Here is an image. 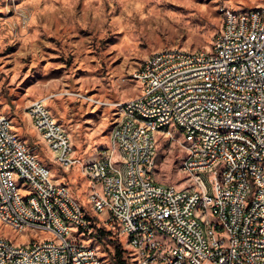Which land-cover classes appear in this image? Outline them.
Listing matches in <instances>:
<instances>
[{
  "label": "built area",
  "instance_id": "2783aa9c",
  "mask_svg": "<svg viewBox=\"0 0 264 264\" xmlns=\"http://www.w3.org/2000/svg\"><path fill=\"white\" fill-rule=\"evenodd\" d=\"M135 75L146 76L140 97L88 99L117 113L109 147L97 150L98 162L76 156L75 149L74 158L65 159L66 141L52 128L56 120L41 121L38 103L46 101L26 107L44 144L55 142V150H48L52 161L64 171L77 167L86 173L91 212H77L75 197L41 172L32 155L21 153L0 122L2 221L28 228L20 241L0 234V264H96L87 241L105 238L113 241L116 264H131L132 256H139V264H264V166L252 164V157L264 156V2L251 15L224 6L211 51L160 49L142 59ZM177 126H184L178 134L186 153L180 165L185 187L154 178L157 135L177 132ZM216 127H225V135H216ZM114 138L122 139L123 148L114 147ZM123 149H130V157L114 169L115 150ZM208 163H216V170L207 173L209 186H202L200 173ZM9 165L34 181L28 203L16 200V190L24 189L10 187ZM192 186H200V193H192ZM208 193L217 196L213 209H206ZM191 203L203 208L204 239H196ZM55 205H63L69 223L56 219ZM160 232L169 234V243L155 241ZM119 236H129L136 253L120 248ZM203 240L220 246L221 255L203 249Z\"/></svg>",
  "mask_w": 264,
  "mask_h": 264
},
{
  "label": "rangeland",
  "instance_id": "374dc122",
  "mask_svg": "<svg viewBox=\"0 0 264 264\" xmlns=\"http://www.w3.org/2000/svg\"><path fill=\"white\" fill-rule=\"evenodd\" d=\"M263 2L0 0V114L12 121L14 131L53 179L91 212L86 177L77 167L64 171L52 161L29 120L27 105L44 99L52 117L68 133L76 156L91 157L109 147L117 113L88 99L113 103L139 96L141 85L132 73L146 55L167 48L210 50L224 6L248 10ZM178 133L157 135L154 178L185 187L188 178L180 165L186 153ZM2 224L0 234L13 240L25 238ZM112 242L105 238L88 244L106 264H115ZM119 242L128 251L126 241L119 237Z\"/></svg>",
  "mask_w": 264,
  "mask_h": 264
},
{
  "label": "bare ground",
  "instance_id": "6f19581e",
  "mask_svg": "<svg viewBox=\"0 0 264 264\" xmlns=\"http://www.w3.org/2000/svg\"><path fill=\"white\" fill-rule=\"evenodd\" d=\"M241 15H251V9L241 10ZM162 50H169V48ZM206 51H211V45H210V50L207 49L194 50L193 54H200L201 52H206ZM141 67H142V62L140 66L135 69V71H140ZM134 78L140 82L141 89H145L146 76L135 75ZM137 97H140V95ZM131 98H135V97H131ZM26 110L31 120V124L34 127L35 131L37 132V125L34 122V117L32 116V113H30L28 109ZM38 110L41 111V121L54 120L45 102L38 103ZM0 122L5 123L7 130H11L12 135H14L15 143L18 145L21 153H24V155H32V160H34V165L39 167L41 172H47L48 177H52L51 171L45 165H43L42 162L38 160L36 155L30 152V150L26 145V142L22 140L14 131L12 121L5 115L0 114ZM52 128H58V132H60V140L66 141L65 159H73L74 149L72 147V142L71 139H69L68 133L56 121H52ZM177 131L179 133H184V126H177ZM216 135H225V127H216ZM38 136L43 141L42 135H38ZM46 147L48 148V150H55V142H46ZM114 147L123 148V141L121 138H114ZM123 157H130V149H123V153L122 150H115L114 169H122ZM89 158H91V162H98V153H95V155ZM252 164H259L264 166V156L252 157ZM215 170H216V163H208L206 164V166H203V173H200V181L202 186H209V174L207 173H210V171H215ZM182 171L186 173V169H182ZM83 174L86 177V173ZM8 180L10 187L12 188L22 187L24 189V190H16V200H18L19 203H28L27 193H34L35 191L34 181L29 180L26 176L20 175V167H18L17 165H9ZM63 190L65 194H71L68 188L64 184H63ZM192 193H200V186H192ZM215 203H217L216 194L208 193L206 199V209H213L215 207ZM75 209H77V212H84V207L80 204V202L76 198H75ZM191 212L194 214V220L196 221V230H197L196 239H204L203 231H206V224H204L203 222V208H201L200 204L198 203H191ZM55 214H56V219L59 220L60 224L69 223V216H67L65 211H63V205H55ZM0 223L10 226L14 231L23 234L25 238H27L28 228H21L17 226L15 223L7 224L5 221H2L1 211H0ZM253 234H260V227H253ZM24 236L22 237L24 238ZM119 237L121 238V240L124 239L126 241L125 244L127 245L126 248L129 253H136V244L133 243V241L131 240V238H129V236H119ZM8 239L13 240L9 237ZM13 241H20V240H13ZM155 241H161V243H169V234L167 232H160V234H155ZM87 249L88 251L92 252V254H94V259L96 264H106L103 258H101L100 255L98 254L96 248L89 245L88 241H87ZM203 249H205L207 252H213L214 255H221V247L214 246V244L210 240H203ZM131 264H139V256H132Z\"/></svg>",
  "mask_w": 264,
  "mask_h": 264
},
{
  "label": "trees",
  "instance_id": "16d2710c",
  "mask_svg": "<svg viewBox=\"0 0 264 264\" xmlns=\"http://www.w3.org/2000/svg\"><path fill=\"white\" fill-rule=\"evenodd\" d=\"M120 243V242H119ZM120 248H122V249H124V247L120 244ZM124 251H126L125 249H124ZM120 251L118 250V249H116V256H117V261H119V258H120ZM114 261V260H113ZM114 263H115V261H114ZM116 264V263H115Z\"/></svg>",
  "mask_w": 264,
  "mask_h": 264
},
{
  "label": "crops",
  "instance_id": "0c3cea01",
  "mask_svg": "<svg viewBox=\"0 0 264 264\" xmlns=\"http://www.w3.org/2000/svg\"><path fill=\"white\" fill-rule=\"evenodd\" d=\"M30 120V119H29ZM30 122H31V120H30Z\"/></svg>",
  "mask_w": 264,
  "mask_h": 264
}]
</instances>
